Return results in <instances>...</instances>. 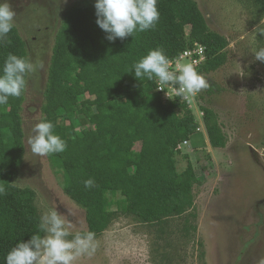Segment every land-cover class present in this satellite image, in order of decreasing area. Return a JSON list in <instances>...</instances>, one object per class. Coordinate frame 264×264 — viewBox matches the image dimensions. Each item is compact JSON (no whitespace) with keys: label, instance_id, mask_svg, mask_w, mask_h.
<instances>
[{"label":"trees","instance_id":"trees-1","mask_svg":"<svg viewBox=\"0 0 264 264\" xmlns=\"http://www.w3.org/2000/svg\"><path fill=\"white\" fill-rule=\"evenodd\" d=\"M257 1L264 10V0ZM94 4L82 0L73 6L56 35L42 113L66 149L47 157L62 172L66 195L85 210L88 231L96 239L119 215L146 225L195 217V188L201 179L180 146L198 133V124L185 122L187 103L165 99L155 80H137L132 65L156 48L173 61L197 42L206 49L200 74L207 76L227 63L230 43L210 29L195 0H158L159 21L153 29L110 42L96 23ZM9 53L29 58L16 26L0 42V66ZM28 78L23 94L0 106V264L17 242L39 231L36 193L14 184L26 151L22 112ZM80 92L88 97L83 107L77 105ZM204 112L206 119H216L211 110ZM76 115L91 129L79 132ZM139 144L142 151H136ZM179 156L187 161L182 172ZM89 178L95 185L86 189L83 181Z\"/></svg>","mask_w":264,"mask_h":264},{"label":"rangeland","instance_id":"rangeland-1","mask_svg":"<svg viewBox=\"0 0 264 264\" xmlns=\"http://www.w3.org/2000/svg\"><path fill=\"white\" fill-rule=\"evenodd\" d=\"M80 1L8 0L29 59L43 64L28 78L22 112L26 151L14 184L36 193L40 215L49 208L67 214L72 231H88L86 212L66 195L62 172L47 156L31 153L27 138L33 125L43 120L56 35L65 14ZM195 1L210 29L230 43L227 63L204 76L209 87L191 96L184 115L188 126L198 124V133L180 147L201 179L195 188V217L146 225L119 215L97 238L95 254L74 264H264V66L252 53L264 47V34L259 33L264 10L257 0ZM190 36L188 29V41ZM87 99L80 92L77 105L83 107ZM205 109L216 119H206ZM75 118L79 132L91 129L78 115ZM142 149L136 146V151ZM177 161L184 171L187 161L183 156Z\"/></svg>","mask_w":264,"mask_h":264},{"label":"clouds","instance_id":"clouds-1","mask_svg":"<svg viewBox=\"0 0 264 264\" xmlns=\"http://www.w3.org/2000/svg\"><path fill=\"white\" fill-rule=\"evenodd\" d=\"M66 2V0H65ZM158 0H95L96 23L106 33V39L115 42L134 36L137 32L153 29L159 21ZM16 12L8 0H0V42L15 26ZM264 23V20L261 21ZM264 34V29L259 32ZM256 61L264 62V47L254 49ZM163 49L149 50L132 65L135 78L155 80L157 85L173 84L187 98L209 87V82L191 63L176 61L175 70ZM43 68V64L27 57L9 53L0 66V106L7 105L10 97H20L27 77ZM157 90L163 88L157 87ZM33 155L47 156L62 153L66 142L54 133V125L47 120L36 122L27 138ZM84 187H94L92 178L83 181ZM3 190L0 189V192ZM73 223L67 214L49 208L38 217V229L27 241L21 240L4 257V264H74L82 256H92L97 250L96 233L72 231Z\"/></svg>","mask_w":264,"mask_h":264},{"label":"built area","instance_id":"built-area-1","mask_svg":"<svg viewBox=\"0 0 264 264\" xmlns=\"http://www.w3.org/2000/svg\"><path fill=\"white\" fill-rule=\"evenodd\" d=\"M180 59L181 63H191L194 68L199 72V70L202 69V67L207 62V54L206 49L201 44L194 42L192 43V46L188 47L179 58L170 61L169 67L173 70H175L176 61ZM157 87L163 88V90H157L156 91L163 95V97L167 100H181L182 102H185L190 104L191 96H188L187 98H183L181 94L177 91V86L173 84H166V85H157ZM188 143V142H186ZM184 143V144H186ZM181 147V146H180Z\"/></svg>","mask_w":264,"mask_h":264},{"label":"crops","instance_id":"crops-1","mask_svg":"<svg viewBox=\"0 0 264 264\" xmlns=\"http://www.w3.org/2000/svg\"><path fill=\"white\" fill-rule=\"evenodd\" d=\"M188 29H189V30H190V32H191V27H190V26L187 28V30H188Z\"/></svg>","mask_w":264,"mask_h":264},{"label":"bare ground","instance_id":"bare-ground-1","mask_svg":"<svg viewBox=\"0 0 264 264\" xmlns=\"http://www.w3.org/2000/svg\"><path fill=\"white\" fill-rule=\"evenodd\" d=\"M189 143V142H188ZM187 144V143H186Z\"/></svg>","mask_w":264,"mask_h":264}]
</instances>
